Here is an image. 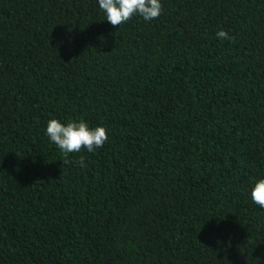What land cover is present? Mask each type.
<instances>
[{
  "label": "trees",
  "instance_id": "obj_1",
  "mask_svg": "<svg viewBox=\"0 0 264 264\" xmlns=\"http://www.w3.org/2000/svg\"><path fill=\"white\" fill-rule=\"evenodd\" d=\"M161 3L0 0V264H264V0Z\"/></svg>",
  "mask_w": 264,
  "mask_h": 264
},
{
  "label": "clouds",
  "instance_id": "obj_2",
  "mask_svg": "<svg viewBox=\"0 0 264 264\" xmlns=\"http://www.w3.org/2000/svg\"><path fill=\"white\" fill-rule=\"evenodd\" d=\"M97 3L105 14L106 21L113 27L126 23L134 16L142 17L144 21H152L159 18L163 11L161 0H97ZM216 36L221 40L231 39L224 30L218 31ZM45 131L50 142L65 155L79 153L82 148L88 153H94L108 139L105 127L93 128L83 119L66 123L50 119ZM78 164L81 168L87 166L83 156ZM250 198L254 204L264 208V178L255 181Z\"/></svg>",
  "mask_w": 264,
  "mask_h": 264
}]
</instances>
